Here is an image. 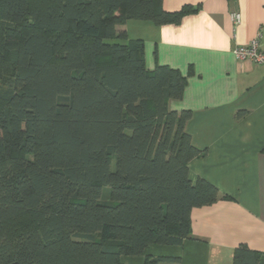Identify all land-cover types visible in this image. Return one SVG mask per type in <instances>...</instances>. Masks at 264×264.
<instances>
[{"label":"trees","instance_id":"16d2710c","mask_svg":"<svg viewBox=\"0 0 264 264\" xmlns=\"http://www.w3.org/2000/svg\"><path fill=\"white\" fill-rule=\"evenodd\" d=\"M162 0H0V264H174L193 209L224 198L189 178L203 157L175 111L186 78L128 38L178 24ZM121 27H124L121 29ZM232 264H264L238 246Z\"/></svg>","mask_w":264,"mask_h":264},{"label":"crops","instance_id":"0c3cea01","mask_svg":"<svg viewBox=\"0 0 264 264\" xmlns=\"http://www.w3.org/2000/svg\"><path fill=\"white\" fill-rule=\"evenodd\" d=\"M165 11L198 5L178 24L128 22L129 38L144 44L148 70L166 65L186 78L175 111L190 110L187 131L205 151L189 165V178L209 182L224 197L192 210L190 237L179 247L152 246L149 256L178 258L174 264H232L238 246L264 256V64L237 61L236 46L260 36L264 54V0H162ZM238 13L235 26L232 13ZM130 25V26H129ZM124 27H121L124 28ZM140 32V36L131 37ZM123 264H146L123 257Z\"/></svg>","mask_w":264,"mask_h":264},{"label":"built area","instance_id":"2783aa9c","mask_svg":"<svg viewBox=\"0 0 264 264\" xmlns=\"http://www.w3.org/2000/svg\"><path fill=\"white\" fill-rule=\"evenodd\" d=\"M231 20L236 26L240 22V16L238 13L234 12L231 14ZM260 36H257L254 40L250 42L248 46H236L233 49L234 58L237 61H249L255 64H264V54L260 49L259 44Z\"/></svg>","mask_w":264,"mask_h":264},{"label":"rangeland","instance_id":"374dc122","mask_svg":"<svg viewBox=\"0 0 264 264\" xmlns=\"http://www.w3.org/2000/svg\"><path fill=\"white\" fill-rule=\"evenodd\" d=\"M136 22H138V21H136ZM140 23V22H139ZM130 26V25H129ZM136 30H134V32L132 33L130 30H129V35L131 36V37H133V36H135V37H138V36H140L141 34H140V32H135ZM128 38H129V36H128Z\"/></svg>","mask_w":264,"mask_h":264}]
</instances>
